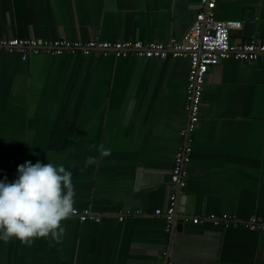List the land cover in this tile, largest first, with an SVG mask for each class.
<instances>
[{
    "label": "crops",
    "instance_id": "0c3cea01",
    "mask_svg": "<svg viewBox=\"0 0 264 264\" xmlns=\"http://www.w3.org/2000/svg\"><path fill=\"white\" fill-rule=\"evenodd\" d=\"M200 9V0H0V40L165 43ZM216 15L243 23L232 43L264 42V0H218ZM189 73L188 58L0 52V178L25 161L62 164L74 208L101 219L70 216L58 241H0V264H264V231L204 219L264 222L263 59H225L207 73L180 192L185 219L168 231Z\"/></svg>",
    "mask_w": 264,
    "mask_h": 264
},
{
    "label": "built area",
    "instance_id": "2783aa9c",
    "mask_svg": "<svg viewBox=\"0 0 264 264\" xmlns=\"http://www.w3.org/2000/svg\"><path fill=\"white\" fill-rule=\"evenodd\" d=\"M218 0H200V11L197 13L190 29L181 38H172L165 43L147 41H101L91 40L87 43L69 39H57L54 41L38 40L34 38H4L0 40V52L19 53L24 61L31 54H48L53 56L63 55L65 52L91 55L99 53L103 56H138L147 59L188 58L190 60V73L187 87L186 110L190 116L189 126L184 132L186 135L185 144L180 147L174 159L172 169V183L182 190L186 186L187 166L191 162L192 133L200 120L202 111V98L205 77L210 68L217 66L222 60L237 59L251 63L260 59L264 60V42L252 40L244 44L231 42V32L243 29V23L236 20H219L216 15ZM170 207L165 211L170 221L168 231L171 230V223L174 222V215L178 208L179 192L174 193L170 198ZM158 215L164 213L161 210ZM81 222L96 221L101 219L89 209L78 210L71 214ZM125 215L120 216V221ZM213 221L216 226L228 227L230 224H244L252 230L264 231V222L259 218L252 217L246 222L224 214L222 216L211 215L205 217ZM202 221L199 218L193 219L197 224Z\"/></svg>",
    "mask_w": 264,
    "mask_h": 264
},
{
    "label": "clouds",
    "instance_id": "9594fccd",
    "mask_svg": "<svg viewBox=\"0 0 264 264\" xmlns=\"http://www.w3.org/2000/svg\"><path fill=\"white\" fill-rule=\"evenodd\" d=\"M74 197L72 172L62 164L37 160L18 165L14 179L0 178V241H58L62 222L75 211Z\"/></svg>",
    "mask_w": 264,
    "mask_h": 264
},
{
    "label": "water",
    "instance_id": "95a60500",
    "mask_svg": "<svg viewBox=\"0 0 264 264\" xmlns=\"http://www.w3.org/2000/svg\"><path fill=\"white\" fill-rule=\"evenodd\" d=\"M247 26H249L250 27V29H251V34H253L252 32H253V28H254V26H255V24L254 23H250V24H248ZM252 36V35H251ZM143 173H146V172H144V171H139V177H140V175L142 176V177H144V181H146V178H147V175L145 174V175H143ZM156 177V176H155ZM153 175H151L150 176V179H151V181L153 182V180H154V178H155ZM169 181L170 182H172V173L170 174V176H169ZM179 192V199H180V203H179V205H180V208L178 207L177 208V210H176V212H175V215H174V221L176 222L177 220H178V222H180V224L178 225V228L181 226V223H182V221H183V219H185V218H183V217H181V213L183 214V213H185L184 211H185V209H184V206H185V201H186V198L184 197V196H182V195H180V190L178 191Z\"/></svg>",
    "mask_w": 264,
    "mask_h": 264
}]
</instances>
